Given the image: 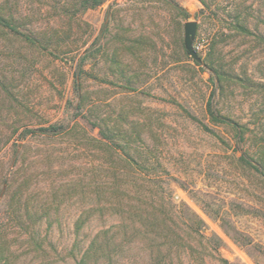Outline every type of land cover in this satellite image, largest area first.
Masks as SVG:
<instances>
[{
	"label": "rangeland",
	"instance_id": "rangeland-1",
	"mask_svg": "<svg viewBox=\"0 0 264 264\" xmlns=\"http://www.w3.org/2000/svg\"><path fill=\"white\" fill-rule=\"evenodd\" d=\"M52 1L13 9L31 16L22 29H59L66 42L46 50L0 26V264H76L78 240L116 231L119 211L96 209L118 171L141 176L131 192L161 220L166 208L204 222L203 245L193 239L194 251L168 264H264V180L241 160L245 151L249 161L264 157L207 113L212 96L217 112L264 142V0H206L208 10L201 0H107L72 9V24ZM241 3L253 34L233 26ZM188 22L198 23V54L233 75L214 96L211 72L186 50ZM50 126L67 130L41 132ZM99 126L129 155L126 170ZM150 232L129 228L127 237L144 247ZM124 257L163 264L147 248Z\"/></svg>",
	"mask_w": 264,
	"mask_h": 264
},
{
	"label": "trees",
	"instance_id": "trees-1",
	"mask_svg": "<svg viewBox=\"0 0 264 264\" xmlns=\"http://www.w3.org/2000/svg\"><path fill=\"white\" fill-rule=\"evenodd\" d=\"M106 1L107 0H74L72 3H68L67 1L61 3L56 0L54 2L52 1V9L55 11L57 10L56 12L58 13L62 12L65 14L72 24L76 18L75 14L71 11L72 9L78 6L82 11H87L88 9H94L103 5ZM18 2L19 0L16 3L12 2V0H5L0 3L1 27L8 29L16 35L22 36L31 44L37 45L46 50H49L53 44H60L66 40H64V37L61 35L62 31L59 29L55 30L52 34L48 29H40L38 31L22 29L23 27H26L25 24L31 19V16L29 14H19L14 12V9L17 8L19 4ZM201 2L207 10L210 9L206 0H201ZM12 3L14 6H12ZM250 8L251 7L246 6L245 3H243V5L241 3V5L230 12L232 14L236 11L235 13L237 16L233 20V26L238 32L244 35L253 34L249 28L250 23L248 18H246L247 14L245 15L244 13ZM206 9H203V13L206 12ZM69 30L67 39L70 40L73 27L70 26ZM88 52L89 50L86 49L85 54L87 55ZM84 58H86V56ZM201 59L202 63H198L194 59H192V61L196 66L202 69L206 68L211 72L212 81L215 87L213 93L214 96L216 90L222 87L223 81H225L226 78L232 79L233 75H231V71L225 70L222 65L212 57V55L209 54L207 58L203 59L201 57ZM78 82L79 78L76 79V84L78 87V96L81 102H83V98L79 93L80 83ZM207 113L212 122L226 124L232 127L238 138V144L245 142L247 137L253 140L252 147L255 148V154L259 155L261 158L264 157V142L260 139L259 133L254 129L252 130L250 126L242 125L232 118L217 112L212 102V96L207 103ZM205 128L209 130L208 127L205 126ZM40 130L42 133L50 136L64 134L66 133L65 130H67V128L50 126ZM100 130L102 140L108 142L111 149L115 151L114 159L119 163L123 162L125 164L124 169L126 170L131 164L129 155L125 153V151L122 150V147L117 145L114 139L110 137L108 133L109 128L101 126ZM249 153L250 151H245L241 160H244L251 168L259 173L264 180V159L261 161L256 159L255 161H249L247 159ZM144 178H147V182L149 181V183L153 180L152 177ZM139 180L143 181L140 175L138 177L136 174L129 173V171H127V174L126 172L120 173L119 171L114 173L113 180L108 187L109 199L106 202L107 204L98 205L96 210L100 212L109 208L110 210L113 209L114 211H119L118 217L120 222L115 226L116 231L114 233L110 235L113 228L107 230L102 229L93 239H91L87 246H85L84 241L78 240L74 247L78 252L76 264H138L135 260L136 257H129L126 259L124 255L126 253L128 254L129 250L139 252L142 248L150 250V257H155L156 255L162 256L163 264H168L167 259L173 254L179 255L180 253L194 251V245L191 243L193 239L195 240L198 238L200 244L203 245L204 235L202 234L201 228L204 225V222L201 219H181L180 217L182 213L178 214L175 210H167L165 208L160 209L161 214L165 217L164 220H161L157 216L158 208L154 207L155 211L154 208H152V211H149V209H144L142 205H138V201L141 199L140 195L136 193V191H133V193L131 191L133 187L132 185L139 184ZM128 222L131 224H127ZM82 224V222H79L78 224L79 231L82 229ZM129 228H132L135 232L145 230V228L148 231V229L151 228L152 232H150V234H152V237L148 239L149 241L144 247L139 246V240H137L139 239L138 237H127Z\"/></svg>",
	"mask_w": 264,
	"mask_h": 264
},
{
	"label": "water",
	"instance_id": "water-1",
	"mask_svg": "<svg viewBox=\"0 0 264 264\" xmlns=\"http://www.w3.org/2000/svg\"><path fill=\"white\" fill-rule=\"evenodd\" d=\"M198 30V23L197 22H188L185 24V47L188 51L190 57H192L198 63H202V59L199 56L198 52L194 48V41L196 38Z\"/></svg>",
	"mask_w": 264,
	"mask_h": 264
}]
</instances>
